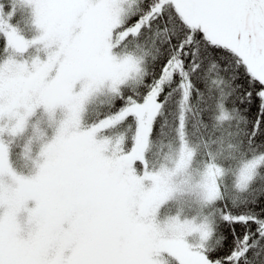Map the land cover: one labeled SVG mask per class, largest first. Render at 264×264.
Returning a JSON list of instances; mask_svg holds the SVG:
<instances>
[{
	"label": "snow or ice",
	"instance_id": "6c2138e0",
	"mask_svg": "<svg viewBox=\"0 0 264 264\" xmlns=\"http://www.w3.org/2000/svg\"><path fill=\"white\" fill-rule=\"evenodd\" d=\"M0 41V264H264V0H0ZM41 106L63 119L20 175L3 134Z\"/></svg>",
	"mask_w": 264,
	"mask_h": 264
},
{
	"label": "rangeland",
	"instance_id": "374dc122",
	"mask_svg": "<svg viewBox=\"0 0 264 264\" xmlns=\"http://www.w3.org/2000/svg\"><path fill=\"white\" fill-rule=\"evenodd\" d=\"M27 12V9L19 8L16 12V14L12 17L11 23L20 28L22 33L26 36L28 39L34 38L36 35L39 34V30L36 29L31 23V13L30 17H27L25 13ZM32 32L29 34L27 31ZM30 54H36L35 48L29 50ZM41 59H46V53L40 52L39 53ZM106 97L104 95H100L93 101V107L103 110V105L105 103ZM63 109L58 108L56 110L57 117H62ZM37 121H41V127L45 128L47 130V136L45 137V140H51L54 136L55 128L49 127L47 122V115L44 112V107L41 106L36 110L35 115L31 118V122L29 123L25 133L19 137L16 142L9 145L10 150V162L13 166V168L16 170V172L20 175L24 176H31L35 175L36 172L39 171L38 167H34L31 161L26 160V158L23 156V147L26 143L29 136L33 133V124ZM41 143L42 142H36L32 145V156L35 157L41 150ZM40 162H42V158H40ZM190 196L187 195L184 192H181L177 190V192L174 195V198L165 206L161 208V212L158 214L159 219H163L164 216L169 213L171 210H175L177 206L180 204L186 202L189 200ZM35 205V201H29V207H33ZM26 217V214H22V219ZM164 258L169 261V264H176L177 262L173 257H171L169 254L164 253Z\"/></svg>",
	"mask_w": 264,
	"mask_h": 264
},
{
	"label": "clouds",
	"instance_id": "9594fccd",
	"mask_svg": "<svg viewBox=\"0 0 264 264\" xmlns=\"http://www.w3.org/2000/svg\"><path fill=\"white\" fill-rule=\"evenodd\" d=\"M36 110L31 115L26 117L24 126H23L21 131L15 133V134H11L7 130L4 132L3 139L6 141V143H8V145L13 144L14 142H16V140L25 133L29 123L31 122V118L36 113ZM44 112L47 115L48 126L55 128V132H54V136H55L56 130L59 128L63 117H57L56 114L55 115L49 114L45 109H44ZM3 123H4V126L6 128L15 127L16 123H17V120H16L15 117H13L12 120H8L7 118H5ZM40 125H41V121H37L36 123L33 124V133H32L31 136L28 137V139H27V141H26V143L24 144V147H23V156L26 158V160L31 161L32 164L34 166L38 167V168H39V164L41 163L40 162V158H42V160H43V157L41 156V152H42L44 146L46 144L50 143L51 140L54 138V136H53V138L50 141L49 140H45V137L47 136V130L45 128H42ZM202 138H207V136L202 137ZM36 142H42L41 143V150L37 154V156L33 157L32 156V151H33L32 145L34 143H36ZM163 143H164L163 152L167 153L168 152L167 146H168L169 143H172V140H170V139H168L166 137L164 139ZM154 150L155 151H159L160 150L159 143L156 145V148ZM218 160L221 162V166L223 167L224 163H225L224 158L223 157H218ZM14 171H16V170L14 169ZM174 179H175V182L177 184H179V182L181 180H183L184 177L183 176H178V177H175ZM194 200H195L194 197H190L189 200H187L186 202H184V203L180 204L179 206H177V208L175 210L169 211V213H167L164 216L163 219L157 218L159 224L162 227L166 228L168 226V222H169V218L170 217H175V216H177L179 214V215H181L184 218H188L191 215H194L195 214ZM181 209H183L182 212H181Z\"/></svg>",
	"mask_w": 264,
	"mask_h": 264
},
{
	"label": "trees",
	"instance_id": "16d2710c",
	"mask_svg": "<svg viewBox=\"0 0 264 264\" xmlns=\"http://www.w3.org/2000/svg\"><path fill=\"white\" fill-rule=\"evenodd\" d=\"M26 9H27V12L25 13V15H27V17H30V12H28L29 8H26ZM31 32H32V30L31 31H27V33H29V34ZM0 43H2V41H0ZM197 108H198V105L194 102L193 105H192V111L195 112L197 110ZM192 120H193V122H195V117H193ZM190 132L192 133V137L194 139H197V140L201 139L202 137L207 136V133H205L203 129H199V130L190 129ZM167 138L170 139V140H173L172 137H167ZM159 147H160V145H159ZM167 148H168V151H169L170 149H169L168 146H167ZM176 264H178V262Z\"/></svg>",
	"mask_w": 264,
	"mask_h": 264
}]
</instances>
